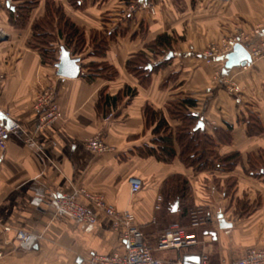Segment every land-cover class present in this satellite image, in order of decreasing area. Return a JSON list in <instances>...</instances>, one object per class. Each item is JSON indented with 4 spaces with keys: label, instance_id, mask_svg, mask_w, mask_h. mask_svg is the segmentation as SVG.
Masks as SVG:
<instances>
[{
    "label": "crops",
    "instance_id": "crops-1",
    "mask_svg": "<svg viewBox=\"0 0 264 264\" xmlns=\"http://www.w3.org/2000/svg\"><path fill=\"white\" fill-rule=\"evenodd\" d=\"M50 1L84 30L88 49L92 36L117 32L104 57H89L91 49L68 50L79 60L76 78L58 76L56 66L44 64L30 45L33 25L44 17ZM82 1L84 8L76 9L68 0H38V7L19 26L11 14L18 15L21 3L0 0V75L5 77L0 84V126H19L9 134L6 149H0V264H86L93 255L122 253L113 219L85 197L77 199L91 210L93 224L59 210L58 198L77 190L103 196L118 211H132L161 259L199 264L206 257L208 264H230L249 248L264 249V176L249 172L250 164L264 168V0H151L157 16L141 8L130 13L138 0ZM142 29L148 32L143 42ZM165 33L182 41L169 51L174 56L169 66L153 74L144 88L127 72L126 63L148 52L145 44ZM238 34H243L241 43L252 62L222 76L224 63H207L204 53L210 44ZM64 43L56 41L59 58ZM92 62L108 63L118 75L88 80ZM126 87L137 91L132 100L124 93ZM47 90L53 91L61 118L41 126V113L34 106ZM104 94L122 98L107 109L101 103ZM184 96L198 100L203 123L199 129L212 136L216 152L240 154L233 169L224 171L215 164L198 170L185 167L178 156L162 163L137 155L136 148L151 145L155 138L145 107L162 111L175 131L180 122L169 118L166 105ZM252 114L263 127L258 136L247 134ZM96 135L111 151L96 154L87 149V141ZM177 175L189 182V205L178 206L176 212H166L161 205L156 210L163 184ZM133 177L143 181L135 195L129 185ZM193 209L210 217L195 232L197 243L181 250H156L165 231L188 228ZM220 216L226 228H221ZM20 230L37 237L31 249L19 246L15 236Z\"/></svg>",
    "mask_w": 264,
    "mask_h": 264
},
{
    "label": "trees",
    "instance_id": "trees-1",
    "mask_svg": "<svg viewBox=\"0 0 264 264\" xmlns=\"http://www.w3.org/2000/svg\"><path fill=\"white\" fill-rule=\"evenodd\" d=\"M132 1L126 0L128 4ZM68 2L76 9L84 8L82 0H68ZM16 10L18 15L15 17L16 13H14V15L12 13V21H14L16 25H23L26 17L22 12H25V10L29 12V9L26 5L23 6V4H21V6L16 7ZM59 14L61 15L59 17L57 35L50 30L46 31L43 29L44 22L48 24L51 20L48 15V17L45 16L41 21L34 23L33 42L30 43V45L38 49L42 56L43 63L51 66H56L59 61V57L55 50V44L58 39L65 41L64 47L66 50H70L74 47V50L78 51L86 45L84 30L75 25L63 12H59ZM116 33L117 32L112 35L96 34L92 36L91 47H93V50L88 56L104 57L109 48V40H115ZM47 39L49 41H46ZM178 40L176 37L166 33L159 35L154 41L150 42L149 45L145 46L148 52L141 51L127 61V72L136 78L142 87H148L152 75L161 69H165L171 61L165 59L159 62L160 60H157L159 55L171 51ZM37 42L41 44L37 45ZM218 59L219 62H223L220 60L221 58ZM88 68H90L89 73L92 74H89L88 80L100 74L105 76L108 80H112L118 75L114 67L104 62L89 63ZM124 93L128 95L130 100L137 95V91L130 87H126ZM121 98L122 96L120 94L114 97L104 94L102 95L101 103L104 104L105 108L111 109V107H116L117 103L121 101ZM197 109L198 100L189 96H184L176 101L168 102L166 111L168 112L169 118L180 122V125L174 131L162 111H155L151 107L146 106L144 114L148 122L153 125L152 134L155 138L152 140L151 145H143L136 148L135 151L137 155L142 158L154 157L162 163H170L178 156L185 167L198 168V170L214 167L215 164H219L224 171L233 169L234 166L239 163L240 154L234 152L228 155H220L216 152L215 142L212 136L202 133L200 129L195 130L199 122ZM248 117V136H258L262 134L263 127L259 117L254 114ZM230 129L231 127H229L228 132ZM249 172L264 176V168L262 165L254 167L253 164H250ZM161 194V206L166 212L172 211L176 203L181 208V206L185 205L189 200V182L181 175L173 176L165 181L161 189ZM183 211L184 214H187L186 208H183Z\"/></svg>",
    "mask_w": 264,
    "mask_h": 264
},
{
    "label": "built area",
    "instance_id": "built-area-1",
    "mask_svg": "<svg viewBox=\"0 0 264 264\" xmlns=\"http://www.w3.org/2000/svg\"><path fill=\"white\" fill-rule=\"evenodd\" d=\"M137 3L141 8L145 5L153 15L156 14L154 6H149V2L142 3L141 0H138ZM1 6L2 4H0ZM242 38H244L243 34H238L224 38L220 44H212L204 53L205 61L211 63L218 58H222L231 52L236 44L241 43ZM258 53L259 51L255 52V54ZM4 78L3 75H0V84L4 81ZM232 91L237 92L238 89L233 88ZM34 107L41 113V126L49 125L61 118V112L54 100L52 90H47L40 94L36 99ZM4 114L7 116L6 113ZM18 127L16 124L9 127L0 126V149H6L9 134L18 129ZM86 147L96 154L111 151V148L105 143L101 135L90 138L86 143ZM129 185L132 195L139 193L143 189V181L140 178H130ZM79 195L85 197L95 208L113 219V230L118 233L119 239L124 245L122 253L116 252L107 256L93 255L87 260L86 264H184L182 259L172 261L155 256L154 249L145 239L139 228L135 214L132 211H118L113 205L108 204L103 196H95L88 194L85 190H77L71 196H61L58 198L57 205L59 210L93 224L96 219L91 210L77 199ZM157 202L156 210H159L162 198L159 197ZM191 219L193 227L207 225L210 221L208 214H204V217L199 218V213H191ZM15 237L19 246L23 249H31L37 241L36 236L22 230L17 231ZM196 243L197 236L194 233L189 234L181 227H173L159 237L155 249L158 251L181 250ZM2 257L3 255L0 253V261ZM199 264H208L207 258H202ZM230 264H264V249L249 248L240 258Z\"/></svg>",
    "mask_w": 264,
    "mask_h": 264
},
{
    "label": "water",
    "instance_id": "water-1",
    "mask_svg": "<svg viewBox=\"0 0 264 264\" xmlns=\"http://www.w3.org/2000/svg\"><path fill=\"white\" fill-rule=\"evenodd\" d=\"M142 2H147V0H142ZM170 57H172V54H169L166 59H169ZM220 60L224 63L221 75L225 76L233 68L245 67L249 65L252 62V56L242 43H238L233 47L231 52L224 55ZM56 68L57 74L60 77L76 78L80 74L79 60L72 58L70 52L64 47H61L60 49V58L56 64ZM202 126L203 123L200 121L195 129H199ZM177 209L178 204L176 203L172 208V212H176ZM220 218L221 228H226L227 224H225L222 220V216H220Z\"/></svg>",
    "mask_w": 264,
    "mask_h": 264
},
{
    "label": "rangeland",
    "instance_id": "rangeland-1",
    "mask_svg": "<svg viewBox=\"0 0 264 264\" xmlns=\"http://www.w3.org/2000/svg\"><path fill=\"white\" fill-rule=\"evenodd\" d=\"M16 1H18V2H20L21 4H23V6L24 5H26L27 7H28V9H29V12L27 11V10H25V12H22L23 14H25V17H28L29 15H30V13L33 11V10H35L37 7H38V5H39V2H38V0H16ZM125 1V0H124ZM135 1V0H134ZM148 2V1H147ZM142 3H145V2H142ZM138 3L137 2H134V8L133 9H129L130 10V13L131 12H133V11H135V10H138V9H140L141 8V6H139V5H137ZM150 5H152V6H154L153 4H152V1L151 0H149V6ZM155 8V7H154ZM83 9V8H82ZM49 10V11H48ZM155 10H156V8H155ZM141 11L142 12H149L150 14H152L151 12H150V10L148 9L147 10V7H145V5L144 6H142V8H141ZM59 12L60 13H64V10L62 9V7H60V6H57L56 4H54V3H52L51 1L48 3V7L46 8V13H45V15H44V17L46 16V17H48V15H49V19H51L49 22H48V24H46V22H44V24H43V29L44 30H46V31H52V32H54V34L55 35H57V30H58V22H59V17H60V15L61 14H59ZM65 14V13H64ZM133 14V13H132ZM156 14H157V10H156ZM155 14V16H157ZM153 15V14H152ZM151 16V15H150ZM44 17H42V18H40L38 21H41L42 19H44ZM153 18V17H152ZM136 19V18H135ZM153 20V19H152ZM38 21H36V22H38ZM35 22V23H36ZM154 22H155V20H154ZM153 24V23H152ZM148 36V32H144V29H142V42L144 41V39H145V37H147ZM158 37V36H157ZM157 37H155L153 40H151V41H149V42H147L146 44H145V46H147V45H149L150 44V42H152V41H154ZM182 39V38H181ZM180 39V40H181ZM46 41H49L48 39L46 40ZM147 41V40H146ZM42 42V41H41ZM43 43V42H42ZM37 45H40L41 43L39 42H37L36 43ZM215 44V43H214ZM88 45V44H87ZM212 44H210L208 47H207V50L209 49V47L211 46ZM175 48V47H174ZM174 48L172 49V50H174ZM84 49V50H83ZM89 49H91V50H93V47H90ZM88 49V46H83L82 47V49L81 50H83V51H85V50H89ZM148 50V49H147ZM85 53H86V51H85ZM167 54H169V52H167V53H164V54H161V55H159V57H158V61L159 62H161V61H163V60H165L166 59V57L168 56ZM170 58H174V56H172V57H170ZM169 66V65H168ZM167 66V67H168ZM166 67V68H167ZM171 74H169V75H167V76H169V77H171L170 76ZM167 78V77H166ZM167 79H169V78H167ZM186 205H184V206H188L189 205V202H186L185 203ZM191 213L192 214H194V213H199V218H201V217H204V212H203V210H200V209H193L192 211H191ZM206 215V214H205ZM205 226V225H204ZM204 226H201V225H199V226H197V227H193V223H192V219H191V214H190V216H189V226H188V228H184L183 226V229H185L186 230V232H188L189 234H195V232L198 230V229H200V228H202V227H204Z\"/></svg>",
    "mask_w": 264,
    "mask_h": 264
}]
</instances>
